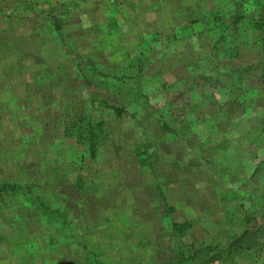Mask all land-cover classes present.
Segmentation results:
<instances>
[{"label": "rangeland", "instance_id": "obj_1", "mask_svg": "<svg viewBox=\"0 0 264 264\" xmlns=\"http://www.w3.org/2000/svg\"><path fill=\"white\" fill-rule=\"evenodd\" d=\"M263 12L264 0H0V264H264ZM234 70L245 85L229 99L211 87L212 106L208 79ZM139 94L140 121L125 112ZM163 109L183 115L174 135ZM82 114L109 118L96 159L67 138ZM171 220L194 224L185 261Z\"/></svg>", "mask_w": 264, "mask_h": 264}, {"label": "trees", "instance_id": "obj_2", "mask_svg": "<svg viewBox=\"0 0 264 264\" xmlns=\"http://www.w3.org/2000/svg\"><path fill=\"white\" fill-rule=\"evenodd\" d=\"M254 30H256L257 33H260L263 36V43H264V12L260 18V21L255 24ZM226 46H229V48L226 49V51L229 54L232 52L237 54L238 49L233 44L232 40L230 42H228L226 44ZM231 46H232V48H231ZM237 46L239 47V44ZM261 48L264 49V44L261 45ZM261 71H262L263 76H264V66H263ZM243 72L242 71H239V72L235 71V72L227 75L228 82L230 84L227 82L224 83V81H223V83L219 82L217 80V77H213V76H211L210 79H208L209 85L205 88V93H206V95H210L209 100L211 102V105L212 104L215 105L217 102H219V103L222 102L221 101L222 98H220V99L215 98L212 91H209L208 89H210L211 87H214V88H219V87L221 88L222 87V88H224L223 89V91H224V97L223 98L229 99L228 94L231 91V87H227V86H229V85H232V86L237 85L238 86L240 83H242V85L244 86L245 84L243 81H245V77L242 74ZM263 78L264 77H262V79ZM115 80H116L115 83H109V84H117L118 82H120L119 79H115ZM263 85H264V83H263ZM118 86L122 87L123 85H118ZM241 90L245 92L246 89L242 88ZM225 96H227V97H225ZM137 98H138V100H137ZM137 98L135 100L136 103H134V105H132V106H130L128 104L126 105L125 112L133 114L131 119H136V120L140 121L141 119L139 116L136 115V111L138 109H140L142 107V105L145 103V101H148L149 98L147 99V96L145 94H139V96ZM141 100H142V102H141ZM101 101H102V99H101ZM139 102H141L142 104H139ZM105 108L109 109L108 106H106ZM168 109H170V108H168ZM172 109H175V111H177L176 108H172ZM112 110H114L118 114H121V112L123 111L122 109H119L117 107H112ZM170 110L163 109V111L161 113V117H160L161 121H163V122L159 125V128L165 134L174 135L177 128L180 129L179 126L182 124V118L181 117L183 115L180 112H175V114H173V117H172L171 114L173 112L169 113ZM107 112H108V114H106V115L111 114L110 111H107ZM169 116H171V117H169ZM105 118L93 120L90 115L87 116V115L82 114V115L77 116V118L74 120V123H72L70 126L65 128L66 133L68 132L67 133L68 140L70 138H74L76 140V141L75 140L74 141L77 144L79 143L81 145L86 146V150L88 151L89 156L92 157L93 159H96L97 157H99V155L101 153L100 151L104 147H106L107 144L113 139L112 130L110 128H108V124L106 123V122H108L109 118H108V116H105ZM191 121H192L191 122L192 128L190 131L191 132L190 135L194 138H200V137L205 136L202 133V129L199 128L200 126H199L198 122L196 120H193V119H191ZM206 131H207V128H204L203 132H206ZM202 140H203L202 141L203 144L206 143L205 138H203ZM207 144L209 145L210 143L207 142ZM75 155L72 157H75ZM260 163H264V157ZM259 168L260 167H258L256 169L259 170ZM52 173L55 175L58 174V172L56 170H53ZM48 174L50 175V173H48ZM41 176H42V180L48 179L47 177H44L43 175H41ZM55 178L56 177L54 176L53 179H55ZM81 182H82V178H79L78 179V187L79 188L82 187V185H84V187L86 185H89V183L83 184ZM52 185H54V184H52ZM84 187H83V190H84ZM4 189H5V191H3V192H9L7 189H9V190L21 189L22 190L23 187L19 183H17V184L6 183V184H4ZM2 194H7V193H2ZM171 211H173V209H171ZM169 222H170V224H169L168 231L170 233L169 239H171V250H173L178 255H180V257H182V260L184 259V261H185L186 258L184 255H182V254H185V250H182L183 244H181V240L183 238H185L190 233L194 224L190 220L181 221V222L171 220ZM250 235H251V233L249 231H247L243 234L242 237L246 238V237H249ZM192 249H193V252H196L198 250V249H195L194 244H192ZM213 260L215 261V260H217V258H212V259L209 258V262H212ZM184 264H185V262H184Z\"/></svg>", "mask_w": 264, "mask_h": 264}, {"label": "crops", "instance_id": "obj_3", "mask_svg": "<svg viewBox=\"0 0 264 264\" xmlns=\"http://www.w3.org/2000/svg\"><path fill=\"white\" fill-rule=\"evenodd\" d=\"M235 264V263H234Z\"/></svg>", "mask_w": 264, "mask_h": 264}]
</instances>
